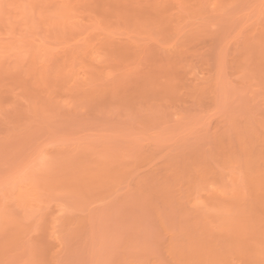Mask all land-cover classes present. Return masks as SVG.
Instances as JSON below:
<instances>
[{"label":"rangeland","instance_id":"rangeland-1","mask_svg":"<svg viewBox=\"0 0 264 264\" xmlns=\"http://www.w3.org/2000/svg\"><path fill=\"white\" fill-rule=\"evenodd\" d=\"M0 264H264V0H0Z\"/></svg>","mask_w":264,"mask_h":264}]
</instances>
